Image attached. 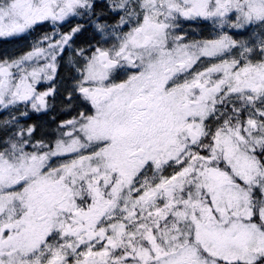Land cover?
<instances>
[{
  "label": "snow or ice",
  "instance_id": "6c2138e0",
  "mask_svg": "<svg viewBox=\"0 0 264 264\" xmlns=\"http://www.w3.org/2000/svg\"><path fill=\"white\" fill-rule=\"evenodd\" d=\"M0 264H264V0H0Z\"/></svg>",
  "mask_w": 264,
  "mask_h": 264
}]
</instances>
